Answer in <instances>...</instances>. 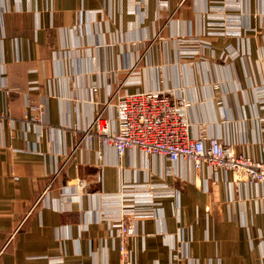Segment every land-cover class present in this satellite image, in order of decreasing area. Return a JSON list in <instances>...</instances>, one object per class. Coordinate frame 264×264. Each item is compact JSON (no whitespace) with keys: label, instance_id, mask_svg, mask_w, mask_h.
<instances>
[{"label":"crops","instance_id":"0c3cea01","mask_svg":"<svg viewBox=\"0 0 264 264\" xmlns=\"http://www.w3.org/2000/svg\"><path fill=\"white\" fill-rule=\"evenodd\" d=\"M168 89L190 136L264 159V0H0V264H119L143 209L134 264H264V183L84 139L112 91Z\"/></svg>","mask_w":264,"mask_h":264},{"label":"built area","instance_id":"2783aa9c","mask_svg":"<svg viewBox=\"0 0 264 264\" xmlns=\"http://www.w3.org/2000/svg\"><path fill=\"white\" fill-rule=\"evenodd\" d=\"M210 33L223 36L235 34L234 31L222 29ZM188 41L196 49L200 47L198 50L202 51L203 58L207 56V50H213L211 40L193 36ZM191 51L195 52V49ZM188 106L189 100L186 97L172 96L169 90L131 94L112 91L105 105L97 109L85 131L84 139L87 137L97 141L100 146L112 147L119 155L138 148L147 155L163 157L173 163L190 162L197 170L207 166L213 172H230L235 179L247 184L264 183V159L237 151L218 136H190V122L186 115ZM109 108L115 112V121L106 116ZM79 145L75 146L72 153ZM151 187L147 183L144 190ZM148 195L153 194L148 191ZM151 213L152 210L143 209L114 218L116 237L119 240V264H134L129 239L138 233V219ZM59 263L83 264L80 261Z\"/></svg>","mask_w":264,"mask_h":264},{"label":"rangeland","instance_id":"374dc122","mask_svg":"<svg viewBox=\"0 0 264 264\" xmlns=\"http://www.w3.org/2000/svg\"><path fill=\"white\" fill-rule=\"evenodd\" d=\"M193 36H197V35H180V36H177L176 38H177V40H176V43H177V48H178V50H179V53H180V55L181 56H184V57H186V58H188V59H199V58H203L202 57V51L201 50H198L199 48H197L196 49V46H194L192 43H191V41H188V39L191 37V39H192V37ZM159 37H161V33L159 32L158 34H156L155 36H154V38L156 39V38H159ZM195 49V52H193V51H191V50H194ZM197 50H198V52H197ZM208 52H209V50H207ZM206 52L205 54L206 55H208V54H211V55H213L212 54V52ZM231 58V55H230V53H229V51H228V48H227V50L225 51V54L223 55V58L222 59H230ZM169 90V92L172 94V96H174V94H173V91L172 90H170V89H168ZM167 90V91H168ZM148 91H152V90H148ZM145 92V91H144ZM190 129H191V123H190ZM224 141V140H223ZM225 142V141H224ZM226 143H228V142H226ZM229 144V143H228ZM229 145H231L232 147H234L235 149H236V147L234 146V144H229ZM237 150V149H236ZM238 151V150H237ZM245 153V152H244ZM259 159H261V158H259ZM133 238V237H132ZM131 239V238H130ZM129 239V240H130ZM176 256V255H175Z\"/></svg>","mask_w":264,"mask_h":264}]
</instances>
